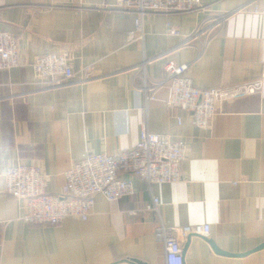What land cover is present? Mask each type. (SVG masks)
I'll use <instances>...</instances> for the list:
<instances>
[{
    "label": "crops",
    "instance_id": "crops-1",
    "mask_svg": "<svg viewBox=\"0 0 264 264\" xmlns=\"http://www.w3.org/2000/svg\"><path fill=\"white\" fill-rule=\"evenodd\" d=\"M116 2L0 0V31L19 39L20 64L0 73V264H165L164 245L155 237L159 217L145 211L153 196L161 201L165 226L211 227L210 238L184 242L185 264H264V250L250 253L264 243V15L255 13L260 1L204 0V10L147 15L144 41L132 43L127 37L136 14L114 10ZM62 52L72 59L74 77L48 87L32 65ZM169 63L190 64L189 76L201 90L261 78L262 86L225 100L211 128L203 130L188 113L166 106V85L146 105L145 80L166 81ZM145 125L187 146L181 182L149 188L135 179L130 197L110 202L97 195L87 221L70 218L56 227L24 222L25 202L6 191L9 168L39 167L47 193H61L74 163L88 154L134 149ZM210 241L246 255L217 254Z\"/></svg>",
    "mask_w": 264,
    "mask_h": 264
},
{
    "label": "built area",
    "instance_id": "built-area-1",
    "mask_svg": "<svg viewBox=\"0 0 264 264\" xmlns=\"http://www.w3.org/2000/svg\"><path fill=\"white\" fill-rule=\"evenodd\" d=\"M85 1L76 0V3L84 6ZM256 1H260V5H256L255 13L264 15V0ZM113 9L136 14L134 30L127 37L128 43H132L144 41V20L147 15L187 13L204 10L205 5L204 0H117ZM168 29L169 33L177 34L170 25ZM200 31L199 28L196 34ZM71 61L67 52L45 55L36 58L32 68L35 76L45 81L48 87H60L74 77ZM18 66L19 39L13 33L0 31V73ZM166 69V81L149 85L145 80L143 91L146 105L157 101V90L166 85V106L188 113L192 125L203 130L211 128L219 106L225 100L243 93H255L260 90L264 78L263 63L262 78L254 83L201 90L194 86L189 76L190 64L169 63ZM186 156L185 143L152 133L145 125L134 149L114 155L88 154L74 163L65 174L66 182L61 193H47L46 175L42 169L27 165L11 167L6 171V191L25 202L23 220L27 224L56 227L70 218L87 221L95 208L97 195H103L110 202L130 197L135 194V179L145 181L149 188L181 182V166ZM160 205V199L153 196L152 203L145 207V211L154 212L159 217L160 225L155 230V237L164 245L165 264H185L184 242L193 236L210 238L211 227L209 224L167 227L160 218ZM137 214V210L130 211L132 216Z\"/></svg>",
    "mask_w": 264,
    "mask_h": 264
},
{
    "label": "water",
    "instance_id": "water-1",
    "mask_svg": "<svg viewBox=\"0 0 264 264\" xmlns=\"http://www.w3.org/2000/svg\"><path fill=\"white\" fill-rule=\"evenodd\" d=\"M214 251L217 253V254H220V255H224V256H229V257H235V256H245L246 254H242V255H235V254H232V253H228V252H225V251H222L221 249H219L216 244L213 242V241H210ZM261 250H264V243L259 245L258 247H256L253 251H251L250 253L252 252H257V251H261ZM249 254V253H247ZM130 262H132L133 264H146L142 261H139V260H130Z\"/></svg>",
    "mask_w": 264,
    "mask_h": 264
}]
</instances>
